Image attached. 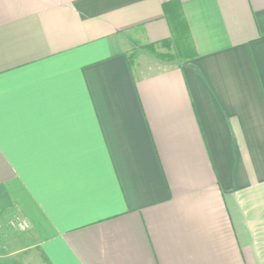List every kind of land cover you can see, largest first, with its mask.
<instances>
[{
	"label": "crops",
	"instance_id": "crops-1",
	"mask_svg": "<svg viewBox=\"0 0 264 264\" xmlns=\"http://www.w3.org/2000/svg\"><path fill=\"white\" fill-rule=\"evenodd\" d=\"M0 263L264 264V0H0Z\"/></svg>",
	"mask_w": 264,
	"mask_h": 264
},
{
	"label": "trees",
	"instance_id": "trees-1",
	"mask_svg": "<svg viewBox=\"0 0 264 264\" xmlns=\"http://www.w3.org/2000/svg\"><path fill=\"white\" fill-rule=\"evenodd\" d=\"M163 10L165 12V16L168 18L169 23L171 25V30H172V34H173V40L176 42V45H179L180 48V44L184 43V41L186 40V31H185V27L183 22L181 21V14L179 12V8L177 7V5L173 2V1H169L167 3L164 4L163 6ZM144 49H151V46H147ZM152 51V50H150ZM154 55L158 58H162L163 60H174L176 58L171 57L168 58V55H164V54H158V53H154ZM1 264V263H0Z\"/></svg>",
	"mask_w": 264,
	"mask_h": 264
},
{
	"label": "rangeland",
	"instance_id": "rangeland-1",
	"mask_svg": "<svg viewBox=\"0 0 264 264\" xmlns=\"http://www.w3.org/2000/svg\"><path fill=\"white\" fill-rule=\"evenodd\" d=\"M140 48H141V47L138 46L137 44H136L135 46L133 45V48H132V49H133V52H132L133 56H135V54H136L137 52H139V51L144 52V50H143L144 48H142V50H141ZM146 51L149 52L150 54H152L154 57H156V56L154 55V53H157L156 51H150V50H146ZM177 53H178V52L175 51V50H171V51L168 50L164 55H168V56H169L168 58H170V56H171V57H174V58H176V59H177V58L179 59V58H180V55H178ZM158 54L161 55V53H158ZM153 56H152V57H153ZM133 59H134V57H133ZM159 59H160V58H159ZM160 60H162V61H164V62H171V61H173V60H163L162 58H161ZM9 226L11 227V225H9ZM14 227H15L16 229H15ZM11 228H12L13 232H16V233H17V232H18V233H23V232L25 231V230H24V231H21V230L18 231L19 229L17 228L16 225L12 226Z\"/></svg>",
	"mask_w": 264,
	"mask_h": 264
},
{
	"label": "built area",
	"instance_id": "built-area-1",
	"mask_svg": "<svg viewBox=\"0 0 264 264\" xmlns=\"http://www.w3.org/2000/svg\"><path fill=\"white\" fill-rule=\"evenodd\" d=\"M15 225L17 226V228L21 231H24L27 229V224L25 221L23 220H19L15 223Z\"/></svg>",
	"mask_w": 264,
	"mask_h": 264
}]
</instances>
